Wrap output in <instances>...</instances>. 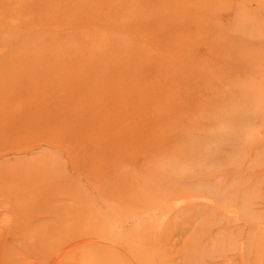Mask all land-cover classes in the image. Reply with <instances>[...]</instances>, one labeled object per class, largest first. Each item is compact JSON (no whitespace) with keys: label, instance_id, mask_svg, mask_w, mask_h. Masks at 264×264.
<instances>
[{"label":"bare ground","instance_id":"bare-ground-1","mask_svg":"<svg viewBox=\"0 0 264 264\" xmlns=\"http://www.w3.org/2000/svg\"><path fill=\"white\" fill-rule=\"evenodd\" d=\"M233 5L0 0V264H264L235 215L264 226V133L233 199L206 174L231 73L262 63L223 45L248 29Z\"/></svg>","mask_w":264,"mask_h":264},{"label":"rangeland","instance_id":"rangeland-1","mask_svg":"<svg viewBox=\"0 0 264 264\" xmlns=\"http://www.w3.org/2000/svg\"><path fill=\"white\" fill-rule=\"evenodd\" d=\"M244 2L245 0H238L239 8H236L234 5L233 6L239 15L237 20L239 29L244 25H246L248 29H246V32H243L238 36L239 40H235L233 37L231 38V36L228 35V40L224 42L223 45L225 44L224 46H228L227 52L232 51V53H243L244 58L247 60L255 61L260 59L262 63L258 65H244L243 68L245 69V75H242V72L237 71L240 75L237 79H234V73H231V76L228 79L227 89L229 94L231 93L236 95L231 97L229 100H218L224 121L216 125L215 131V140H226L227 143H221L220 141L218 145H214L213 153L208 159L210 161V168L206 173L207 177H213L216 181L220 179L223 182L222 190L226 192L229 200L234 198V192L236 189H239L233 188V181L237 179L234 169L239 166H247L254 159L260 157V155H257L256 153L252 156L244 153V151L240 149V145L244 144L247 146L248 143L250 145L259 134L264 133V0H252L243 5ZM257 21H259V23H257ZM230 40L235 44L229 46L231 44ZM223 41L225 40L223 39ZM250 104L252 105L251 107ZM253 114L259 118V124L255 127L245 128L246 130L241 135V132L238 131V126L242 123L245 125L246 123H250L249 117ZM238 137H240V142L235 145L234 141ZM229 143L233 146L229 145ZM198 171V167L193 168L191 175L197 174ZM232 172H234V175L227 178L228 174H231ZM205 182L206 184H210L208 180H205ZM203 185L204 183L198 186V188ZM246 207L250 208L249 206ZM243 208L248 214L251 211L250 209H248V211L245 207ZM256 210L259 209L257 208ZM233 213L234 212L232 211L231 206H223L220 212L215 211L214 214L210 215V218H212V221L216 223L217 219L215 217L222 218L224 221L228 218V214L232 215ZM240 213L241 212L235 211V215H239L242 218L244 217L243 220L249 225H257V231L258 229H262L264 236V226L262 222L255 221L254 219L249 220L250 217L248 214H244L243 216L242 214L240 215ZM247 215L249 218H246ZM256 217L259 218L258 216ZM209 221V218L205 219L201 223V227H204L209 223ZM178 226L180 227L179 223ZM176 229L179 230V228ZM255 235L256 239L259 238V231L255 233ZM235 249H230L231 252L226 249L228 253L222 252V255L224 253L225 255H229V257L226 255L229 259V263L241 257L240 251L237 250V248ZM255 252L252 253V250L250 252L247 248L244 250L243 256H247L246 260L250 257V263L253 261V264H259L261 263L259 262V258L262 254L257 253L258 251ZM236 253L237 255H235ZM222 255L217 258V264L222 262Z\"/></svg>","mask_w":264,"mask_h":264}]
</instances>
